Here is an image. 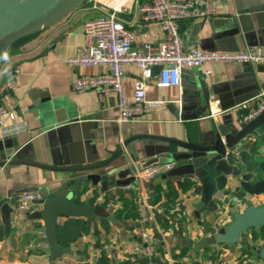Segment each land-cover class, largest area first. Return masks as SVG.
I'll return each instance as SVG.
<instances>
[{"label":"crops","instance_id":"0c3cea01","mask_svg":"<svg viewBox=\"0 0 264 264\" xmlns=\"http://www.w3.org/2000/svg\"><path fill=\"white\" fill-rule=\"evenodd\" d=\"M254 1L219 0L217 14L205 19L196 17L181 20L179 27L183 46L230 51L260 46L264 52V0L258 1V7H253ZM97 2L98 8L83 4L73 9L51 27L16 42L2 57L0 86L5 82L9 69L17 66L20 72L15 77L14 87L0 94V100L6 109L5 122L0 130V160L6 158L9 161L17 157L47 165L90 163L109 157L134 134L198 141L200 128L209 124V116L195 118L197 110L202 115H207L210 111L217 122L233 119L239 124L236 105L243 101H249L253 105L256 94L264 89L245 71L243 63H213L209 66L212 70L209 76H206L204 67H184L181 87L156 86V74L149 79L147 98L161 103L139 119L119 122L116 96H107L101 101L94 90L77 91L73 88L76 77L109 73L107 66H71L68 63L70 56L88 50L84 23L103 11H116L125 25L136 31L135 46L139 48L146 41H161L163 31L158 24L142 26L136 0ZM258 65H264V61ZM251 66L254 69L257 65ZM140 77L139 67L132 65L124 69L125 87L129 96ZM166 149L153 139H136L124 148L111 166L130 167L137 175L138 169L148 165L173 162L174 166L169 173L182 163L165 156L163 153ZM80 175L81 173L56 172L21 163L6 162L0 167V201H7L13 207L10 231L6 233L4 229L7 236L0 239V263L97 264L100 256L97 242L100 240L105 242L104 246L117 243V247L103 248L114 264H118L137 257L133 245L139 240V233L145 227L152 233L155 228L160 231L161 238L155 242V248L156 244H163L168 264H174L171 252L177 245L184 246L187 241L193 243L204 236V220L214 228L216 225L226 226L232 220L226 212L212 213L202 205V195L195 190L197 184L187 192H182L180 186L186 178L178 171L166 179H162V175L148 180L139 178L140 185L135 189L134 197L126 193L119 194L137 201V194L141 190L150 192L155 182L167 179L179 187L180 197L177 203L182 206L181 213L187 220L183 237L165 234L158 222L153 221L150 226H144L139 219H114L111 220L109 231L100 228L99 236L93 233L83 235L71 244L67 253L53 262L48 248L37 245L48 242L45 234L38 231L43 224L37 216L39 206L34 204L30 210L18 214L15 210L16 196L25 192L28 187L35 186H40L41 191H62L64 186ZM69 191L74 194L73 186L69 187ZM106 192L108 191H102L98 187L97 190L80 195L78 201H85L95 195V203H102ZM109 192L115 193L117 189L112 186ZM255 200L260 204L264 203L263 196L255 197ZM120 206V200L111 199L105 208L112 213L113 209ZM154 206L160 209L157 204ZM244 207L243 203L240 208ZM96 221L99 222V219ZM0 225L3 226L1 215ZM199 252L192 251L189 256L198 259ZM237 252L238 246L234 253L229 249L223 255L224 262L238 264ZM170 258L173 262L169 261ZM185 259L189 257L186 256ZM206 260L208 259L201 261V264Z\"/></svg>","mask_w":264,"mask_h":264},{"label":"water","instance_id":"95a60500","mask_svg":"<svg viewBox=\"0 0 264 264\" xmlns=\"http://www.w3.org/2000/svg\"><path fill=\"white\" fill-rule=\"evenodd\" d=\"M258 1H254L253 7H258ZM85 2L86 0H0V59L16 42L51 27ZM243 65L255 82L264 87V65H257L254 69L250 63ZM160 68V65L155 66L154 71ZM200 112L197 110L195 118L209 116V124L201 126L198 141L134 134L109 157L90 163L47 165L17 157L9 161L6 158L0 160V167L9 162L56 172L81 173L76 180L64 186L62 191H41L40 186L25 190L38 192L32 202L39 206L37 216L43 224L38 231L46 236L50 260L54 262L69 251L62 248L57 240L56 229L64 222L62 217L114 220L113 215L101 203H91V197L78 201L80 195L97 190L98 187L102 191H109L112 186L119 193L130 194L132 197L136 195L135 189L139 187L140 179L133 170L130 167L111 166L124 148L136 139L155 140L167 148L163 153L165 156L182 163L175 171L162 174V179L180 172L186 179L193 181L194 185L197 184L195 190L201 193L203 206L212 213L226 212L232 217L226 226L216 225L214 233L206 234L193 242L194 251L199 252L207 246L228 244L230 251L234 253L244 233L264 225V203L260 204L255 200V197H264V110L251 121L239 124L233 119L217 122L210 111L207 115ZM70 186H73L74 194L69 191ZM238 192L244 196V209L235 203ZM12 212L13 207L9 202L0 201L1 221L6 233L11 228ZM254 250L257 259L264 262V242L260 247H254Z\"/></svg>","mask_w":264,"mask_h":264},{"label":"built area","instance_id":"2783aa9c","mask_svg":"<svg viewBox=\"0 0 264 264\" xmlns=\"http://www.w3.org/2000/svg\"><path fill=\"white\" fill-rule=\"evenodd\" d=\"M219 0H136L141 16L142 26L158 24L163 31V39L157 43L146 41L141 48L135 46L136 31L127 27L118 17L116 11H103L96 17L84 23V33L88 50L77 53L68 58L71 66L101 65L109 67V73L100 76L76 77L73 88L77 91L94 90L103 101L107 96L114 95L119 104V122L141 118L151 108L161 103L158 100L147 98V81L157 75L158 87H181L182 70L184 67H204L206 76L212 72L209 67L216 62H238L258 65L264 61L263 48L251 46L244 50H207L198 47L186 48L183 46L180 33V21L191 18H207L217 14ZM93 8H98L97 0H86ZM135 65L141 70V77L137 80L131 96L127 94L124 79V69ZM161 68L155 72L154 67ZM20 68L15 66L8 70L5 82L0 86V94L14 87L16 75ZM253 105L243 101L236 105L239 111L240 123H247L264 110V89L254 97ZM6 117V109L0 100V130ZM173 162L154 163L137 170L140 179H153L170 171ZM140 191V190H139ZM36 192L25 191L16 196L15 210L18 214L30 210L37 197ZM150 195L146 190L137 194V205L140 213L139 221L144 226H150L157 217L154 215L155 206L149 201ZM237 206H242V198L235 197ZM108 205H111L108 204ZM174 211L183 212L180 203ZM157 238L148 228L139 233V240L134 243L133 250L138 255L152 256L155 253ZM49 248L48 242L37 244ZM105 249L117 247L116 242L104 246ZM170 262L173 260L170 258ZM249 264H257L258 259L250 258ZM157 264V263H152ZM204 264H214L206 260Z\"/></svg>","mask_w":264,"mask_h":264},{"label":"trees","instance_id":"16d2710c","mask_svg":"<svg viewBox=\"0 0 264 264\" xmlns=\"http://www.w3.org/2000/svg\"><path fill=\"white\" fill-rule=\"evenodd\" d=\"M2 59V58H1ZM0 59V61H1ZM194 186V182L185 179L180 188L182 192H187ZM149 201L152 205L157 204L160 209L154 208V215L157 217V222L160 229L165 233H172L177 237L184 236V226L187 220L180 211H174L176 203L179 201L180 189L170 179L155 182L153 188L149 192ZM240 198H243L241 192L236 193ZM95 195L90 198L91 203H95ZM120 200L121 206L116 207L112 211L113 218L122 221L124 219H139L140 213L138 211V205L136 199L127 198L119 192L105 193V200L101 203L106 207L109 200ZM112 225V221L109 219H99L97 222L94 219H86L81 217H71L64 220L62 224H59L56 229V235L58 244L64 248L69 249L71 244L77 241L80 237L86 234L93 233L95 236H99L100 228L105 231H109ZM203 234L214 233L215 229L206 220L202 222ZM4 228L0 225V239L6 237ZM154 236L161 238L160 231L155 228ZM264 242V225L260 228H251L248 232L244 233L238 242L239 252L236 254V260L238 264H249L250 258L257 257L254 255V247H260ZM105 242L100 240L97 242V247L100 252L97 264H114L108 253L103 248ZM156 252L152 256L137 255L135 259L128 258L119 262L118 264H168L167 258L164 255V246L159 243L156 244ZM194 251L192 248V242H188L184 246H176L171 252L174 260V264H201V261L208 259L214 264H227L224 262L223 255L229 251L228 244H219L215 246H207L202 249L198 254V259L189 256V253ZM195 252V251H194ZM188 256L189 259H185ZM257 264H264L259 260Z\"/></svg>","mask_w":264,"mask_h":264}]
</instances>
